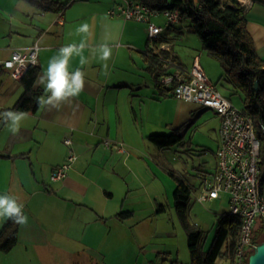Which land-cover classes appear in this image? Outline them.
I'll return each instance as SVG.
<instances>
[{
	"label": "crops",
	"instance_id": "1",
	"mask_svg": "<svg viewBox=\"0 0 264 264\" xmlns=\"http://www.w3.org/2000/svg\"><path fill=\"white\" fill-rule=\"evenodd\" d=\"M121 1L86 0L59 13H40L25 0H0V112L12 109L24 93L20 79L2 67L14 50L38 43L40 75L61 47L82 40L88 61L81 66L76 55L70 61V71L85 73L79 96L56 108L41 107L17 134L8 123L0 129V195L19 197L28 216L17 245L0 250V264H191L186 231L179 221L167 223L173 168L149 136L169 135L189 113L205 108L157 87L145 54L146 25L109 14ZM240 2L264 59V1ZM84 22L91 35L77 33ZM103 43L112 48L107 75L96 51ZM158 49L190 68L169 44L159 42ZM36 87L44 92L43 85ZM106 138L123 143L125 152L107 149ZM71 152L77 160L68 175L53 181V170ZM161 206L166 212H158ZM127 211L130 218L117 217ZM8 221L0 219V232Z\"/></svg>",
	"mask_w": 264,
	"mask_h": 264
},
{
	"label": "trees",
	"instance_id": "2",
	"mask_svg": "<svg viewBox=\"0 0 264 264\" xmlns=\"http://www.w3.org/2000/svg\"><path fill=\"white\" fill-rule=\"evenodd\" d=\"M33 4L41 12H62L69 3L60 0H25ZM160 11L177 9L180 11V23L191 22L192 30L199 37L205 50L220 62L223 79L234 92L243 94V109L249 114L259 134L264 126V59L256 50L254 40L248 31V20L240 0H136ZM264 1V0H263ZM116 6V5H115ZM113 9V8H112ZM179 23V24H180ZM174 28V27H173ZM171 29V28H170ZM169 30V29H168ZM160 38L159 42H164ZM150 48V42H149ZM166 54L165 51L162 52ZM152 73H155L157 87L169 92L160 81L161 71L154 60L148 59ZM41 73L39 66L31 65L20 79L24 93L15 106L8 110H24L36 114L41 107L36 104V97L44 95L42 89L36 87L37 77ZM216 86V85H215ZM168 95V94H167ZM226 97V96H225ZM228 98V97H226ZM230 101L231 99L228 98ZM232 102V101H231ZM206 109V108H205ZM149 140L160 149L174 146L183 140L179 129L169 135H152ZM261 179H264V141H261ZM178 181L174 192V207L178 218L188 235V247L191 264H217L221 258L234 259L235 248L241 235L242 220L237 216L225 213L217 222V232L208 251L204 250L205 235L189 222V211L193 193L197 189L173 174ZM158 212H166L161 206ZM132 216V212L117 215L121 220ZM20 225L11 219L0 232V250L9 252L18 243ZM264 236V219L257 221L254 229V243L259 245ZM255 249L250 251V255ZM177 263V261H176Z\"/></svg>",
	"mask_w": 264,
	"mask_h": 264
},
{
	"label": "built area",
	"instance_id": "3",
	"mask_svg": "<svg viewBox=\"0 0 264 264\" xmlns=\"http://www.w3.org/2000/svg\"><path fill=\"white\" fill-rule=\"evenodd\" d=\"M109 14L146 25L150 48L145 54L148 59L156 61L163 87L169 89L177 99L211 110L220 117L217 170L213 174L200 175L202 182L195 197L197 201L207 203L222 198L223 194L229 196L230 214L243 222L232 262L248 264L250 251L257 246L254 243V229L257 221L264 219V179H261L260 163L264 126L259 134L253 118L235 106L209 80L198 57L191 68H185L174 58L163 54L164 49H158L162 34L180 23L179 10L160 11L136 0H122ZM161 15L166 18V30L153 22ZM39 51L38 43L16 49L2 63V67L9 70L13 78L21 79L31 65L39 66ZM65 144L71 146L72 140L65 139ZM103 144L117 153L125 152L121 142L106 138ZM76 160L77 156L71 152L66 162L53 170L51 179L62 181L66 178Z\"/></svg>",
	"mask_w": 264,
	"mask_h": 264
},
{
	"label": "rangeland",
	"instance_id": "4",
	"mask_svg": "<svg viewBox=\"0 0 264 264\" xmlns=\"http://www.w3.org/2000/svg\"><path fill=\"white\" fill-rule=\"evenodd\" d=\"M60 1L72 5L74 3H83L86 0ZM40 13L42 12L40 11ZM153 22L165 28V30L167 29L166 18L163 15L154 18ZM136 26L144 27L141 23L136 24ZM162 35L166 36L164 43L169 44L174 52L181 57L184 65L191 68L195 56H201L202 65L207 71L209 80L216 85L224 96L230 98L235 106L239 108L243 107V94L241 92H234L223 79V69L220 62L209 51L203 48L199 37L192 30L190 21L183 24L180 23L174 28L166 30ZM147 39H149L148 32ZM220 125L221 121L218 122V118L212 111L198 109L195 113H189L187 122L178 127L183 136V140L174 146L158 152V156H163L166 162L173 168V174L187 182L193 183L197 188L192 197L189 222L204 233L205 251L209 250L215 238L218 219L221 215L230 212L229 196L226 194H223L220 199L207 203H201L195 197L200 190L199 186L202 182L200 175L202 173L213 174L217 170L218 159L216 153L220 146ZM172 183L173 208L166 214L167 223H169L170 219L179 221L180 228L184 230L174 207V192L178 186V181L174 175L172 177ZM170 214H172L171 217L169 216ZM219 263L233 264L230 258H221L219 259Z\"/></svg>",
	"mask_w": 264,
	"mask_h": 264
},
{
	"label": "clouds",
	"instance_id": "5",
	"mask_svg": "<svg viewBox=\"0 0 264 264\" xmlns=\"http://www.w3.org/2000/svg\"><path fill=\"white\" fill-rule=\"evenodd\" d=\"M90 25L82 23L77 29V33L91 35ZM87 46L85 41L78 45L75 43L61 47L58 55L51 58L43 74L37 77V83L44 86V95L36 97V104L39 107H59L70 98L77 97L84 90L85 73L81 68L70 71L69 65L74 55L80 57V65H85L88 61L83 56V50ZM96 51L99 53V60L103 61L102 74H108L107 61L112 56V48L108 43H103ZM31 115L24 110L0 112V122L8 123L9 130L17 134L21 128V122ZM24 203L20 198L13 195H0V219H11L14 224L26 225L28 216L24 213Z\"/></svg>",
	"mask_w": 264,
	"mask_h": 264
},
{
	"label": "water",
	"instance_id": "6",
	"mask_svg": "<svg viewBox=\"0 0 264 264\" xmlns=\"http://www.w3.org/2000/svg\"><path fill=\"white\" fill-rule=\"evenodd\" d=\"M4 122L0 123V129ZM248 264H264V242L257 245L254 252L250 255Z\"/></svg>",
	"mask_w": 264,
	"mask_h": 264
}]
</instances>
